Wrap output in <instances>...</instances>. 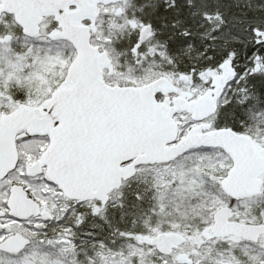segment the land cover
Masks as SVG:
<instances>
[{
    "label": "snow or ice",
    "instance_id": "obj_1",
    "mask_svg": "<svg viewBox=\"0 0 264 264\" xmlns=\"http://www.w3.org/2000/svg\"><path fill=\"white\" fill-rule=\"evenodd\" d=\"M0 264H264V0H0Z\"/></svg>",
    "mask_w": 264,
    "mask_h": 264
}]
</instances>
